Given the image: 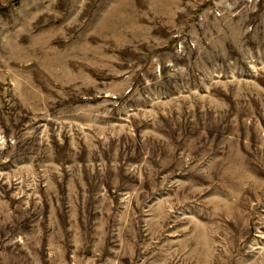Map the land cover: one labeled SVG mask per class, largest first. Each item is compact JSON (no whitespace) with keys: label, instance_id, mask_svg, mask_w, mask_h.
Here are the masks:
<instances>
[{"label":"rangeland","instance_id":"rangeland-1","mask_svg":"<svg viewBox=\"0 0 264 264\" xmlns=\"http://www.w3.org/2000/svg\"><path fill=\"white\" fill-rule=\"evenodd\" d=\"M0 264H264V0H0Z\"/></svg>","mask_w":264,"mask_h":264}]
</instances>
